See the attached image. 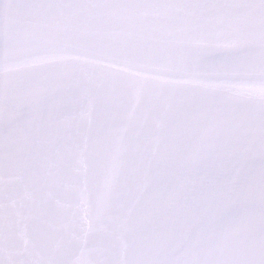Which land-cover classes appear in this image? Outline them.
I'll use <instances>...</instances> for the list:
<instances>
[{"label": "snow or ice", "instance_id": "6c2138e0", "mask_svg": "<svg viewBox=\"0 0 264 264\" xmlns=\"http://www.w3.org/2000/svg\"><path fill=\"white\" fill-rule=\"evenodd\" d=\"M0 264H264V0H0Z\"/></svg>", "mask_w": 264, "mask_h": 264}]
</instances>
